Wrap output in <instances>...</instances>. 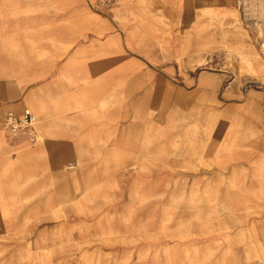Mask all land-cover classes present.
I'll return each instance as SVG.
<instances>
[{"label": "rangeland", "instance_id": "374dc122", "mask_svg": "<svg viewBox=\"0 0 264 264\" xmlns=\"http://www.w3.org/2000/svg\"><path fill=\"white\" fill-rule=\"evenodd\" d=\"M0 124V264H264V0H0Z\"/></svg>", "mask_w": 264, "mask_h": 264}, {"label": "built area", "instance_id": "2783aa9c", "mask_svg": "<svg viewBox=\"0 0 264 264\" xmlns=\"http://www.w3.org/2000/svg\"><path fill=\"white\" fill-rule=\"evenodd\" d=\"M37 118L30 109H24L20 114L9 111L7 114V126L12 132L34 127Z\"/></svg>", "mask_w": 264, "mask_h": 264}, {"label": "crops", "instance_id": "0c3cea01", "mask_svg": "<svg viewBox=\"0 0 264 264\" xmlns=\"http://www.w3.org/2000/svg\"><path fill=\"white\" fill-rule=\"evenodd\" d=\"M4 62L2 63V65L4 66ZM90 65H91V63L88 65V69L86 70V71H84V76L86 75V76H88L89 75V73L91 72V68H90ZM84 78V77H83ZM82 78V79H83ZM81 80V79H80ZM79 81V80H78ZM62 84L64 85L65 83L64 82H62ZM63 87V86H62ZM59 95V94H58ZM58 97V96H57ZM57 101V98L55 99V101L52 103H50V105L51 106H54V107H57L58 108V106L55 104V102ZM25 107H27V106H23V108H22V105H20L19 104V102H12L11 104L9 103V107L7 108V109H24ZM21 109V110H22ZM60 111H61V113H64L65 112V110H63V109H60V108H58ZM37 111H40V109L39 108H37L36 109ZM72 110V109H71ZM86 110V109H85ZM5 111H7V110H5ZM36 115L38 114V113H35ZM39 115V114H38ZM84 120H85V124L83 125V126H87V130H88V134L86 135V137H87V139L89 140V141H91V112H87L86 111V113H85V116H84ZM2 127H4V124H0V129L2 128ZM0 144H1V142H0ZM20 144H23V143H20ZM19 148L18 149H22V150H24V151H28V150H30V146H29V144L27 143L26 145L24 144V145H22V146H18ZM15 149V148H14ZM263 184H264V182H263ZM63 193V192H62Z\"/></svg>", "mask_w": 264, "mask_h": 264}, {"label": "bare ground", "instance_id": "6f19581e", "mask_svg": "<svg viewBox=\"0 0 264 264\" xmlns=\"http://www.w3.org/2000/svg\"><path fill=\"white\" fill-rule=\"evenodd\" d=\"M261 2V1H260ZM258 5V4H257ZM132 29V28H131ZM130 30V29H129ZM133 31H135L134 30V28L132 29ZM259 31V30H258ZM259 34V33H258ZM249 43V42H248ZM246 46V45H245ZM247 47V46H246ZM251 47V46H250ZM144 142V141H143ZM142 147H144V146H142ZM256 163H258V164H261V163H263V160L262 161H260V160H257V161H255ZM75 165V164H74ZM70 166V165H69ZM68 166V167H69ZM72 167V166H71ZM67 168V167H66ZM261 170V169H260ZM260 179H261V177H260ZM262 184H263V182H261ZM210 252V251H209Z\"/></svg>", "mask_w": 264, "mask_h": 264}]
</instances>
